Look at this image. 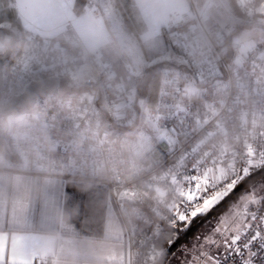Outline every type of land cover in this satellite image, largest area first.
Segmentation results:
<instances>
[{
    "label": "built area",
    "instance_id": "built-area-1",
    "mask_svg": "<svg viewBox=\"0 0 264 264\" xmlns=\"http://www.w3.org/2000/svg\"><path fill=\"white\" fill-rule=\"evenodd\" d=\"M261 1L234 4L246 11ZM176 7L175 25L194 20L202 40L183 53L179 70H158L146 117L153 125L134 128V92L113 81L98 51L72 35L65 40L74 50L50 57L35 33L24 30L0 68V104L34 81L58 80L55 92L5 117L8 149L0 151V170L103 178L124 227L127 264H148L175 214L185 211L181 192L194 169L208 173L209 189L200 193L206 198L242 180L244 168L255 167L264 152V38L241 53L233 47L228 60L221 31L204 26L192 0ZM83 13L100 19L96 9ZM121 128L129 130L121 134ZM249 149L256 153L252 166Z\"/></svg>",
    "mask_w": 264,
    "mask_h": 264
},
{
    "label": "crops",
    "instance_id": "crops-1",
    "mask_svg": "<svg viewBox=\"0 0 264 264\" xmlns=\"http://www.w3.org/2000/svg\"><path fill=\"white\" fill-rule=\"evenodd\" d=\"M127 1L137 24L138 37H157L152 35L145 20L144 12L147 11L162 25L160 35L175 38V43L184 42L187 26L176 28L175 25L179 17L178 0ZM12 2L23 31L32 30L36 37L58 41L72 51L73 47L65 41L70 32L79 43L98 51L99 62L112 69L113 81H132L127 73L129 66L122 56L110 54V59L104 60L102 50L109 44L110 34L101 19L82 11L78 13L75 0ZM198 5L204 20L207 19L206 4L199 0ZM86 6L82 5V9ZM73 20L83 21L84 30L75 27ZM200 40L202 34L197 41ZM86 80L87 74L82 72L81 81ZM37 177L42 176L0 170V178L8 180L7 185H0V239L6 242L5 264L21 255L35 256L36 264H127L124 227L103 178L87 181L64 177L62 200L50 217L47 212L39 216L38 205L35 209L31 206L30 182Z\"/></svg>",
    "mask_w": 264,
    "mask_h": 264
},
{
    "label": "rangeland",
    "instance_id": "rangeland-1",
    "mask_svg": "<svg viewBox=\"0 0 264 264\" xmlns=\"http://www.w3.org/2000/svg\"><path fill=\"white\" fill-rule=\"evenodd\" d=\"M192 1V3H194V9L205 27L214 26L221 31L223 37L224 34L232 36V45L235 49H237V53H241L244 49L252 46L264 38V0L258 3L260 6L257 4V6L255 5L256 7L254 6L246 11H241L242 15L235 14V12L230 8L227 0H201L204 1L207 6L206 15L208 16L205 20L199 9V0ZM86 4L87 6L81 10L82 12L87 9H96L103 24L106 20L109 21L108 26L111 30V36L109 44H107L104 50H102L103 58L104 60L107 58L110 59L111 54L113 57L114 55L122 56L123 59L126 60L125 63L129 66L127 67V73L132 81H126L123 84L131 88L134 94H136L134 89L136 86L135 83L138 82L140 76L145 72L147 67L156 65L158 69L161 67H168L173 70H179L181 56L186 50H188L187 48L197 45V40L200 38L201 31L199 32L197 23L192 20L186 25L187 30L184 31L186 39L183 43H175V38H164L162 35L159 37H148L142 39L137 37L130 30V27H127V25H125L121 20V15L114 10L113 0H90ZM0 27H3L2 29H7L8 31H11V33L15 34L16 42L19 40L20 34L23 33L22 31H18L6 21L0 23ZM4 35L6 34H0V47L2 46L7 48L9 45L8 43L11 41V36L8 34L9 37L3 39ZM68 36L69 35H67V37ZM36 39H38L42 45H45L47 49L50 50V52L47 53H50V57H55L60 52L68 51L69 48V46L65 47L58 41L53 42L50 39L47 40L45 38L38 37H36ZM66 43L68 44V41H66ZM119 83L122 84V82ZM144 101L145 99L141 105L140 122L138 119L136 125L134 126L135 129L138 126L153 125L151 120L149 122L146 118L148 108L146 107ZM100 118L102 121L104 119V115H101ZM1 120L4 121V118L1 117ZM11 173L18 172L14 171ZM64 177L65 176H42L37 177V180L30 182L32 198L31 206L35 209L36 205H38L37 211L39 216H44L45 212H47V214L51 217L54 213L57 204L61 202L63 197L62 180H64ZM99 179L84 180L88 181ZM1 184L7 185L8 180L0 178V185ZM253 189L257 194L264 193V181L262 178H256L250 181L245 188H242V191H240L237 196L233 197V199L231 197L227 203H224L222 205L224 208L219 210V212L214 215L212 218L213 221L216 219V216H219L220 212H229V215H231L230 210L234 207L242 209L244 199L250 193V190ZM228 190L229 189H226L218 193L223 194ZM3 192H6V189H3ZM75 199L77 201L79 200L77 195L75 196ZM78 202L80 203V201ZM236 220L238 221L239 217H237ZM211 224L212 221L206 222L205 225L199 229V232L201 234H208L211 231ZM192 235L188 237V240L182 241L180 244L186 243L187 241L194 242ZM189 246H191V244ZM162 264H176V262L173 261L171 255H169Z\"/></svg>",
    "mask_w": 264,
    "mask_h": 264
},
{
    "label": "snow or ice",
    "instance_id": "snow-or-ice-1",
    "mask_svg": "<svg viewBox=\"0 0 264 264\" xmlns=\"http://www.w3.org/2000/svg\"><path fill=\"white\" fill-rule=\"evenodd\" d=\"M144 15L152 29V35L158 37L162 25L154 21L147 11ZM72 23L79 30H84L83 21L73 20ZM248 156L250 159L247 164L252 166V157H255L256 153L249 149ZM255 167L260 171L253 172L251 167H245L244 180L239 183L233 181L228 191L206 198L200 193L201 190L207 192L210 186L207 171L201 175L194 169L193 174L186 177L189 186L181 192V195L186 197L185 211L175 214L173 226L180 227L177 228L175 239L169 242L167 248L176 264H264V193L257 194L254 189L250 190L242 209L234 207L230 210L231 215L229 212H220L214 221L212 219L213 214L227 203L238 188H243L253 176L264 175V152L259 153ZM198 200L202 202L195 203ZM209 221H212L211 231L201 234L199 229ZM189 234H193L194 242L180 244L179 241L187 238ZM5 247L6 242L0 239V264H5ZM8 264H36V257L21 255L9 260Z\"/></svg>",
    "mask_w": 264,
    "mask_h": 264
},
{
    "label": "trees",
    "instance_id": "trees-1",
    "mask_svg": "<svg viewBox=\"0 0 264 264\" xmlns=\"http://www.w3.org/2000/svg\"><path fill=\"white\" fill-rule=\"evenodd\" d=\"M88 1H90V0H75V4L79 6V9H77V11L80 12L82 10V5H85ZM113 1H114V8H115L114 10H116L117 13L119 15H121V20L124 22V24L127 25V27H130V30L138 37L139 33H138L137 24H136V21L134 20V18L132 17V15L130 13L128 1L127 0H113ZM227 1H228L230 8L235 12V14L242 15V12L236 8V6L234 4V0H227ZM4 21L9 22L10 25L15 27L18 31L23 32V30L20 26L19 18H18L16 11H15L12 0H0V23H2ZM104 25L106 26V29L111 36V30L109 29V26H108L109 21L106 20ZM186 25L187 24L176 27V28H182V27H185ZM0 28H3V27H0ZM5 34L6 35H4L3 39L8 38L9 37L8 34H9L10 36L11 35L14 36L15 42H16V36H15V34L11 33V31H8L6 29ZM67 35H71L70 32H68ZM223 39H224L223 40V46H224V50H225L224 54H225L226 59L229 60L232 56V48H233L232 40H233V38L231 35H225L224 34ZM4 42H5V40H4ZM4 49H5V47H4ZM156 69H158V67H156V65H151V66L147 67L145 72L140 76L138 82L135 83V85H136L134 88L135 92H136V94H135V101H136L135 107L136 108L135 109L137 112L139 122H140L141 105H142L143 100L145 99L144 103H145L147 108H150L151 106H153L154 101H155L156 89H157V71H158ZM60 85L62 86V88L67 90L68 85L66 82L61 80ZM21 110H24V109H21ZM21 110H19V111H21ZM3 118H4V121H2L1 117H0V151L7 154L8 144H7V139L5 137V134H4L5 117H3ZM120 130H121V134H124L129 129L128 128H121ZM251 170L253 172H255V171L259 170V168L253 167ZM68 178H70V177H68ZM256 178H262V180L264 181V175L254 176L252 179H250L247 182V184L244 186V188L249 184L250 181H252ZM72 179H78V178H72ZM244 179H245V177L242 180H244ZM80 180H84V179H80ZM239 182H237V183H239ZM240 191H242V189L238 190L232 196V199H233V197L237 196V194H239ZM222 208H224V206H221L219 210H221ZM219 210H218V212H219ZM218 212L214 213L213 217ZM179 227L180 226L166 227L164 235L160 239V241L157 244L156 248L154 249L150 259L148 260V264H155L156 263V261L159 259V257L168 248L169 242L175 239V237L177 235V228H179ZM190 235H192V234H189V236ZM188 237L182 238L179 241V243H181L182 241L188 240ZM169 255L170 254H168L163 261H165Z\"/></svg>",
    "mask_w": 264,
    "mask_h": 264
},
{
    "label": "water",
    "instance_id": "water-1",
    "mask_svg": "<svg viewBox=\"0 0 264 264\" xmlns=\"http://www.w3.org/2000/svg\"><path fill=\"white\" fill-rule=\"evenodd\" d=\"M5 32H6L5 29L0 28V34H3ZM14 45H15V38L13 35H11V41L8 47L4 49L3 52L0 54V68H1V65L4 59L7 58V56L12 51ZM57 83H58V80L55 77L41 79V80L30 83L24 88V90L21 93L13 96L6 103L0 104V117H6L21 109H25L28 106H30L37 98L44 96L46 94L55 92L57 88ZM0 86H1V75H0ZM259 171L260 169L255 172H259ZM241 189L242 188H238L236 192ZM168 254L169 253L167 252V249H166L163 252V254L159 257V259L157 260L155 264H161Z\"/></svg>",
    "mask_w": 264,
    "mask_h": 264
},
{
    "label": "bare ground",
    "instance_id": "bare-ground-1",
    "mask_svg": "<svg viewBox=\"0 0 264 264\" xmlns=\"http://www.w3.org/2000/svg\"><path fill=\"white\" fill-rule=\"evenodd\" d=\"M10 43V42H9ZM2 49H4V47H2ZM6 49V48H5ZM161 68H164V67H161ZM160 69V68H159ZM158 69V70H159ZM157 75H158V71H157ZM158 77V76H157ZM156 91H157V89H156ZM7 117V116H6ZM29 174V173H28ZM105 182V181H104ZM106 184V183H105ZM108 189V188H107ZM109 193V192H108ZM110 196V195H109ZM110 199H111V201H112V198L110 197ZM112 203H113V201H112ZM114 204V203H113ZM115 206V205H114Z\"/></svg>",
    "mask_w": 264,
    "mask_h": 264
}]
</instances>
